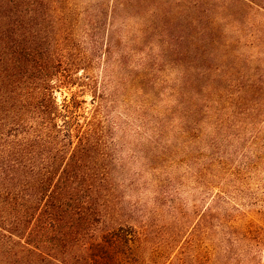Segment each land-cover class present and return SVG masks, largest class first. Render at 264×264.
I'll return each instance as SVG.
<instances>
[{
	"label": "trees",
	"instance_id": "trees-1",
	"mask_svg": "<svg viewBox=\"0 0 264 264\" xmlns=\"http://www.w3.org/2000/svg\"><path fill=\"white\" fill-rule=\"evenodd\" d=\"M202 1L0 0V264H147L138 229L112 224L120 98L183 123L219 172L247 132L264 143V78L242 75L238 38L192 27Z\"/></svg>",
	"mask_w": 264,
	"mask_h": 264
},
{
	"label": "rangeland",
	"instance_id": "rangeland-1",
	"mask_svg": "<svg viewBox=\"0 0 264 264\" xmlns=\"http://www.w3.org/2000/svg\"><path fill=\"white\" fill-rule=\"evenodd\" d=\"M234 1L203 0L214 5L184 12L202 16L193 28L238 38L228 43L249 67L242 75L264 78V0H249L251 11ZM144 25L163 28L151 19ZM124 42V53L133 52L134 45L127 38ZM149 42L145 55L156 49ZM141 56L130 58L129 73ZM108 65L101 66L100 77ZM122 100L115 114L127 126L111 144L109 172L116 200L123 202L116 203L112 224L138 229L147 264H264V143L254 146V135L247 132L242 144L226 150V170L219 172L212 148L181 132L187 129L183 123L167 119L158 124L153 111L145 121L140 102Z\"/></svg>",
	"mask_w": 264,
	"mask_h": 264
}]
</instances>
